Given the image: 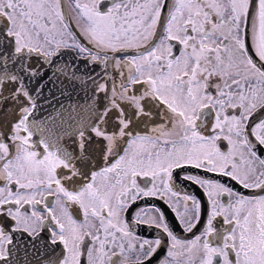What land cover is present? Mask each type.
<instances>
[{
  "label": "snow or ice",
  "instance_id": "6c2138e0",
  "mask_svg": "<svg viewBox=\"0 0 264 264\" xmlns=\"http://www.w3.org/2000/svg\"><path fill=\"white\" fill-rule=\"evenodd\" d=\"M261 113L264 0H0V264H264Z\"/></svg>",
  "mask_w": 264,
  "mask_h": 264
},
{
  "label": "flooded vegetation",
  "instance_id": "af4514ba",
  "mask_svg": "<svg viewBox=\"0 0 264 264\" xmlns=\"http://www.w3.org/2000/svg\"><path fill=\"white\" fill-rule=\"evenodd\" d=\"M67 13H68V15L70 17H74L75 16V12L73 11V8H72L71 5L68 6ZM72 26H73V29L75 30V23H73ZM176 51L178 52L179 49L177 48ZM129 54H133V53L130 51ZM97 70H98V72L101 70L100 66L97 67ZM110 71H112V70L110 69ZM113 75L117 76V78L119 76L118 72H115V71H113ZM49 113H51V106H38L36 114L31 119L42 120ZM261 115H264V113H261ZM39 139H40V133H36L33 136V140L38 142ZM33 150L42 153L43 152V147H42V145H38ZM258 154L262 158H264V147L258 149ZM190 171H195V170H191L190 169ZM200 174L204 175V173L202 171L200 172ZM207 175L210 176L212 179L221 180L222 182H224L226 184L230 183V184H232L233 187L237 188L238 190L244 191L245 194H252L251 191L241 189L238 185H236L234 182L229 181L227 178L218 176L216 174H207ZM175 190H178L180 192L181 196H183V194H185V192H187V193L195 195L197 198H199L204 204V217L206 218V216H207V207H208L207 200H206V197L204 196V193H203L202 189H200L199 186L191 184V183H187L182 188L175 189ZM175 200H176V197H171V199L168 200L167 202H165L163 200H160L158 197L146 198V199L142 200L141 202L137 203L132 208V210L128 213V219L131 220L133 213L136 212L137 209H140L142 206L144 207V210H145V212L147 213L148 216L157 215V213L151 207V206L154 205L156 208H158L160 211L163 212V214L166 217V221L169 223V225L171 227H173L174 231L178 235L182 236L185 239H191L193 236L199 234L200 231L202 230V228H203V219L201 220L200 225L197 228H195L192 233H190V234L184 233L182 231V229L179 227V225L177 223V219H176L175 213L172 211V208L170 207V205H174L175 204ZM181 205H182V201H181ZM181 210H182V206H181ZM75 211L76 210L74 209V212ZM221 225H222V220H218L216 222V227L220 228ZM138 234L142 235V236L159 235L158 231L155 228L149 229L146 226H141L138 229ZM60 249H61V246L57 245L56 246L57 253L60 251ZM164 252H165V249L161 248L158 251V253L156 254L155 258L151 261V264H156V261L159 260L164 255ZM18 260H19L20 264H24L25 260L29 261L30 264H36L37 257L34 254H29L27 257H25L23 251H21L19 253V255H18Z\"/></svg>",
  "mask_w": 264,
  "mask_h": 264
},
{
  "label": "water",
  "instance_id": "95a60500",
  "mask_svg": "<svg viewBox=\"0 0 264 264\" xmlns=\"http://www.w3.org/2000/svg\"><path fill=\"white\" fill-rule=\"evenodd\" d=\"M66 58H67V57H66ZM81 67H83V64H81ZM96 70H97V69H96ZM97 72H98V70H97ZM38 103H39V105L50 106V105H45L43 100L39 101Z\"/></svg>",
  "mask_w": 264,
  "mask_h": 264
}]
</instances>
